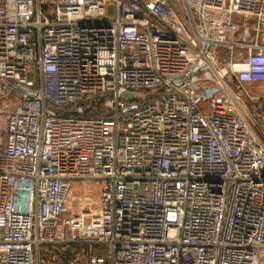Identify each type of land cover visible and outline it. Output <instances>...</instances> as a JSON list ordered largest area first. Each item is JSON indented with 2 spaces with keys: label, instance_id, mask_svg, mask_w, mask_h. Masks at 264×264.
I'll return each instance as SVG.
<instances>
[{
  "label": "built area",
  "instance_id": "2783aa9c",
  "mask_svg": "<svg viewBox=\"0 0 264 264\" xmlns=\"http://www.w3.org/2000/svg\"><path fill=\"white\" fill-rule=\"evenodd\" d=\"M261 82L264 0H0V264H264Z\"/></svg>",
  "mask_w": 264,
  "mask_h": 264
},
{
  "label": "crops",
  "instance_id": "0c3cea01",
  "mask_svg": "<svg viewBox=\"0 0 264 264\" xmlns=\"http://www.w3.org/2000/svg\"><path fill=\"white\" fill-rule=\"evenodd\" d=\"M254 86H256L257 91H259L260 93H263L264 94V91L260 90V88L258 87V86L264 87V82H261V83H259L257 85H254Z\"/></svg>",
  "mask_w": 264,
  "mask_h": 264
},
{
  "label": "water",
  "instance_id": "95a60500",
  "mask_svg": "<svg viewBox=\"0 0 264 264\" xmlns=\"http://www.w3.org/2000/svg\"><path fill=\"white\" fill-rule=\"evenodd\" d=\"M23 90H26L27 92H29L30 94H33L34 92L33 91H31V90H28V89H26V88H23ZM73 256H74V254L73 253H71V252H69V258L70 259H72L73 258Z\"/></svg>",
  "mask_w": 264,
  "mask_h": 264
},
{
  "label": "rangeland",
  "instance_id": "374dc122",
  "mask_svg": "<svg viewBox=\"0 0 264 264\" xmlns=\"http://www.w3.org/2000/svg\"><path fill=\"white\" fill-rule=\"evenodd\" d=\"M258 87L260 88V90L264 91V87H261V86H258ZM95 193L97 192L95 191Z\"/></svg>",
  "mask_w": 264,
  "mask_h": 264
}]
</instances>
